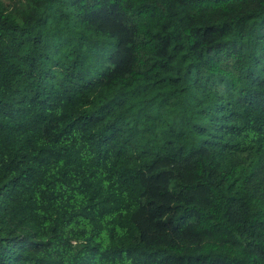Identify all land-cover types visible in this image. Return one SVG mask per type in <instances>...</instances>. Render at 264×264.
Masks as SVG:
<instances>
[{"label":"trees","instance_id":"obj_1","mask_svg":"<svg viewBox=\"0 0 264 264\" xmlns=\"http://www.w3.org/2000/svg\"><path fill=\"white\" fill-rule=\"evenodd\" d=\"M0 264H264V0H0Z\"/></svg>","mask_w":264,"mask_h":264}]
</instances>
